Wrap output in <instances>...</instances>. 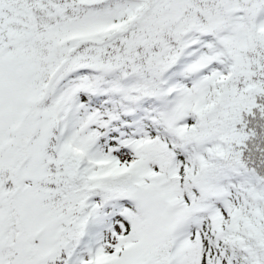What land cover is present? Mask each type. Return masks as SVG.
<instances>
[{"label": "snow or ice", "instance_id": "1", "mask_svg": "<svg viewBox=\"0 0 264 264\" xmlns=\"http://www.w3.org/2000/svg\"><path fill=\"white\" fill-rule=\"evenodd\" d=\"M0 264H264V0H0Z\"/></svg>", "mask_w": 264, "mask_h": 264}]
</instances>
